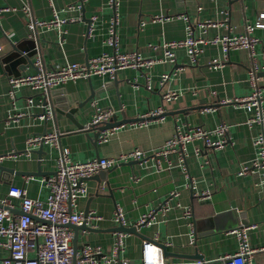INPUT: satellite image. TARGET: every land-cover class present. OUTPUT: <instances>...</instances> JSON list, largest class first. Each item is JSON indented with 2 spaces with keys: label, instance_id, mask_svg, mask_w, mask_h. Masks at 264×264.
<instances>
[{
  "label": "crops",
  "instance_id": "1",
  "mask_svg": "<svg viewBox=\"0 0 264 264\" xmlns=\"http://www.w3.org/2000/svg\"><path fill=\"white\" fill-rule=\"evenodd\" d=\"M108 1L29 0L34 19L49 21L56 13L59 19L66 20L60 29L37 30L30 36L28 17L21 11L27 1L0 0V7L13 9L0 16V155L21 154L30 136L57 133L58 145L68 149L70 159L85 162L118 157L135 148L149 152L178 130H213L224 125L227 133L222 147L205 148L201 141L186 146V175L177 166L176 155H172L173 167L169 169L163 163L158 170L151 159L128 161L110 168L103 176L98 173L89 178L87 194L78 199L77 210L84 213L88 209L99 219L87 224L91 231L78 232L77 245L100 246L110 252L117 233L113 229L118 227L115 211L120 208L124 227H136L137 232H122L119 258L134 264L139 262L143 241L155 242L165 263L209 264L237 251L238 240L230 232L242 227H254L247 230L251 248H264V188L260 173L237 175L240 166L250 165L256 156L254 141L262 129L260 124L248 121L256 118L257 111L264 117V98L257 110L229 102L248 97L253 91L248 80L253 60L248 50L224 52L220 44L207 42L200 45L193 64L185 49L180 48L175 51L174 65L158 63L143 71L127 68L117 71L114 79L92 76L67 83L58 88L63 93L56 96H69L73 108L80 105L72 114L73 121L57 112L46 120L40 119L43 97L28 86L20 87L14 100L8 96V78L35 73L37 57L45 70L66 63L84 64L103 53L137 51L144 57L160 58L161 50L151 47L184 39L187 24L194 38L211 41L243 34L245 23H254L264 10V0H116L114 8ZM92 16L95 19L90 21ZM114 17L115 45H110ZM181 17H187V21ZM208 22L216 25L203 26ZM252 36L259 40L254 60L263 67L264 28L255 29ZM214 62L220 65L212 67ZM164 74L169 78L162 87L160 79ZM257 86L264 95V69L258 73ZM92 90L97 96L87 101ZM165 92L177 98L165 105L161 117L149 118L146 125L139 126L138 119L162 106ZM28 99H32L31 105ZM93 103L113 109L117 121H128L112 128L106 142L93 140ZM195 149L200 150L198 155ZM38 150L39 146L29 157L21 155L0 163V200L7 197L10 187L23 188L31 199L46 200L48 190L43 179L53 173L59 150L52 144H43L41 155ZM38 169L41 174H33ZM173 191L178 196L170 200L165 214H156L148 226H136L142 215ZM11 205L12 213L20 215V199H12ZM7 254L0 249V258ZM250 259V264H264L262 252Z\"/></svg>",
  "mask_w": 264,
  "mask_h": 264
},
{
  "label": "built area",
  "instance_id": "2",
  "mask_svg": "<svg viewBox=\"0 0 264 264\" xmlns=\"http://www.w3.org/2000/svg\"><path fill=\"white\" fill-rule=\"evenodd\" d=\"M22 7L21 11L28 17L26 26L31 35L37 30L60 29L66 20L59 19L57 14L49 21H39L30 15L29 0ZM239 1V0H236ZM111 7H116V0H109ZM80 7V5H76ZM13 11L10 7H0V16L6 12ZM187 21V17H181ZM95 19L94 16L90 21ZM153 21L160 20L153 18ZM116 18L111 19L110 37L108 43L115 45L114 24ZM214 22H208L203 26H215ZM264 28V10L257 16L254 23L246 22L244 33L237 36L215 37L211 41L196 39L192 35L190 24L186 26V37L182 40L166 41L159 46H152L153 50L160 49L161 57H144L137 51L130 53L114 52L112 54L103 53L97 57L90 58L84 64L66 63L59 68L45 70L40 57L35 61L36 72L33 74L20 75L8 78V96L14 100L18 89L28 86L32 90L38 91L42 96L50 91L60 88L67 83H74L78 80H89L92 76H108L114 79L117 71L131 68L136 70H148L158 63L176 64L175 51L185 49L191 63H195L199 54L200 45L207 42L220 44L224 52L231 49L248 50L253 60L249 69V83L253 88L252 93L245 98L235 99L234 102L243 105L248 110L259 109L260 101L264 98L258 84V73L264 69L254 60V49L259 40L252 36L255 29ZM1 51V47H0ZM264 57V51H263ZM212 67H218L220 63H212ZM169 75L164 74L160 79V86L166 85ZM177 98L172 92H165L162 95V106L147 115L141 117L139 126L146 125L147 120L152 117H161L165 112V105L173 102ZM28 104H32V99H28ZM94 113L91 119V126H100L115 116V111L111 108H100L93 103ZM42 113L38 116L45 120L52 116L51 106H42ZM249 123H258L261 126V133L254 141L257 147L256 156L250 165H241L237 172L238 176L259 172L261 176V186L264 188V117L257 111V116L250 119ZM113 129L102 131L98 136L99 142H106L113 133ZM227 127L220 125L213 130H206L202 127H193L187 131H176L174 135L165 141L160 147L149 152L135 148L128 153L121 154L113 158H96L85 162H73L70 159L68 149L60 148L58 145V134L50 133L39 136H30L25 141V149L21 154L10 153L0 155V163L7 158L18 156L29 157L31 152L41 144H52L59 150L58 157L54 163V171L51 175L43 179V184L48 190L46 200L31 199L26 196L23 188L10 187L7 197L0 200V249L7 251V257L0 258V264H134L127 259L119 258L122 249V232L116 233L115 242L110 252H104L100 246L83 244L74 252L72 247L73 233L69 225L81 226L88 224L91 220L99 219L94 214L77 210V202L81 197L86 196V181L97 175L101 171L128 161L145 162L148 159L154 161L156 168L162 169L163 163L166 168L173 167L170 157L176 155L177 166L186 175V146L194 141H201L205 148H220L225 142ZM212 136L220 139L213 141ZM195 153H200L195 149ZM207 194V193H204ZM178 196L176 191L170 195L157 207L147 214L142 215L136 222L137 227L148 226L153 223L155 215L165 214L170 206L172 198ZM206 196V195H203ZM20 199V215H15L11 211V200ZM114 220L118 226H125L123 212L116 208ZM88 226V225H87ZM249 228L234 229L230 233L234 234L238 240V248L234 254L222 255L209 264H250V258L257 252L264 254V248H251L248 243L247 230ZM136 264H168L162 257L161 249L153 241H143L141 255ZM198 264H202L198 262Z\"/></svg>",
  "mask_w": 264,
  "mask_h": 264
},
{
  "label": "water",
  "instance_id": "3",
  "mask_svg": "<svg viewBox=\"0 0 264 264\" xmlns=\"http://www.w3.org/2000/svg\"><path fill=\"white\" fill-rule=\"evenodd\" d=\"M110 84V82L107 84L105 83L103 85V87H107L108 85ZM62 94L63 91L61 89H56V90H52L50 91L47 95L45 96H42L43 100H42V106H51L52 107V115L57 112V113H61L63 115H65L66 117H68L69 119H71L73 121V116L72 114L74 113V111L77 110V108L80 106L78 105L77 107L73 108L71 107V105L73 104L72 100L69 98V96L67 97H60V96H56L57 94ZM96 95V91H91V94L89 96V98L87 99L90 100V99H93ZM58 97V98H57ZM60 97V98H59ZM64 99V100H62ZM46 120V119H45ZM126 120H120V121H117L116 120V117L113 116L111 118V120H109L108 122L100 125V126H91V130L93 131V140L95 141V143L98 141V136L99 134L104 131V130H108V129H112L118 125H121V124H125ZM42 148H43V144H41L39 146V150L37 151L38 154H43L44 152L42 151ZM133 162V161H132ZM106 173V171H101L99 172V175L103 176L104 174ZM35 175H40L41 172L40 170L38 169V172L36 173H33ZM88 214V209H86L84 211V215L86 216ZM69 228L74 232V235H73V239H72V247H73V250L74 252H76V250L79 248L78 245H77V240H78V232L80 230L82 231H91L92 229L87 226L85 223L82 224L81 226H76V225H69ZM113 231H117V232H126V233H136L137 232V228L136 227H124V226H118L116 227L115 229H113ZM162 247V246H161ZM163 248V247H162Z\"/></svg>",
  "mask_w": 264,
  "mask_h": 264
}]
</instances>
